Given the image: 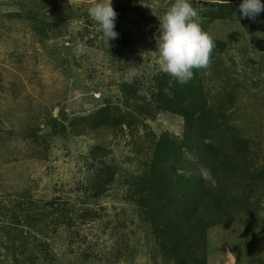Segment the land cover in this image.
<instances>
[{
  "label": "rangeland",
  "instance_id": "obj_1",
  "mask_svg": "<svg viewBox=\"0 0 264 264\" xmlns=\"http://www.w3.org/2000/svg\"><path fill=\"white\" fill-rule=\"evenodd\" d=\"M95 2L0 0V264H181L159 239L186 164L216 195L187 202L189 264H264V12L191 0L215 46L180 84L156 43L174 0H112L110 46Z\"/></svg>",
  "mask_w": 264,
  "mask_h": 264
},
{
  "label": "clouds",
  "instance_id": "obj_2",
  "mask_svg": "<svg viewBox=\"0 0 264 264\" xmlns=\"http://www.w3.org/2000/svg\"><path fill=\"white\" fill-rule=\"evenodd\" d=\"M238 10L241 18L255 21L264 12V0H242ZM117 15L112 0H96L88 8V16L98 25L107 45L119 36L115 30ZM158 19L159 35L156 43L160 71L176 82L186 84L193 78V70L209 66L214 41L201 28L198 12L191 0H174ZM137 75V72L130 71L125 79L131 83Z\"/></svg>",
  "mask_w": 264,
  "mask_h": 264
},
{
  "label": "trees",
  "instance_id": "obj_3",
  "mask_svg": "<svg viewBox=\"0 0 264 264\" xmlns=\"http://www.w3.org/2000/svg\"><path fill=\"white\" fill-rule=\"evenodd\" d=\"M128 1V0H125ZM214 7V6H213ZM216 9L213 11L212 16H215L216 19L223 18V10L226 9V6H215ZM227 15L225 14L224 18H226ZM153 168L156 170V165L153 161ZM190 164H186L182 167V173H181V184H183V190L184 195L182 197L181 202L184 204V209L181 214L184 223L182 226L179 227L178 232H169L166 234L165 238H160V248L163 250V252L171 253L173 255H180L179 261L181 264H189V260L192 259L193 251L188 248L184 251V247L187 244V241H192L196 244L200 240V237L193 236L194 233L199 236V231H204V222H200L199 215L195 214L196 209L187 207V202L190 201V199H193L194 197H200L202 200L204 197L213 198L216 195L214 194V189H209L210 191L206 190L204 188V185H206L200 175L199 170L190 169ZM214 211V209L210 208ZM228 212L227 207L220 206V213L219 215L223 216L225 213ZM196 221L195 227H190V224ZM196 238V239H195ZM194 245V244H193ZM180 249V250H179Z\"/></svg>",
  "mask_w": 264,
  "mask_h": 264
}]
</instances>
